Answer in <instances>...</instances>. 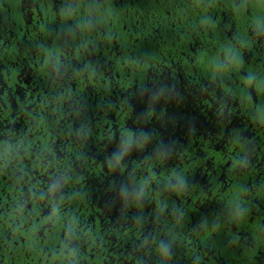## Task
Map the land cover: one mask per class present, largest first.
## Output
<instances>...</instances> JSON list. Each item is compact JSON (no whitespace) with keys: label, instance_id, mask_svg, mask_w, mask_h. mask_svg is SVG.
I'll use <instances>...</instances> for the list:
<instances>
[{"label":"flooded vegetation","instance_id":"obj_1","mask_svg":"<svg viewBox=\"0 0 264 264\" xmlns=\"http://www.w3.org/2000/svg\"><path fill=\"white\" fill-rule=\"evenodd\" d=\"M129 4L0 0V264H264V39L134 54Z\"/></svg>","mask_w":264,"mask_h":264},{"label":"trees","instance_id":"obj_2","mask_svg":"<svg viewBox=\"0 0 264 264\" xmlns=\"http://www.w3.org/2000/svg\"><path fill=\"white\" fill-rule=\"evenodd\" d=\"M134 7L143 8L142 15H155L159 19H144L145 23L152 25L144 31L141 41L147 40V45L136 46L127 44L124 35V51L130 50L134 54L146 56H161L166 50L172 55L174 61H179L183 54L191 55L190 43H183L184 39L202 41L201 52L203 65L217 67L227 60L232 50V40H247L254 38L264 39V0H129ZM122 13H126V6ZM129 14V13H128ZM171 24L176 27L166 30L167 16ZM186 21L187 28L182 30L180 25ZM161 27H156L157 23ZM199 22L200 27H196ZM169 33V34H168ZM167 37V40L165 41ZM262 102V96L259 95ZM264 109V103L261 104ZM253 105H251V109ZM250 180V199H256L264 208V166L260 171L252 169ZM247 178L235 190V196L243 192ZM248 192V190H247ZM259 207V206H258ZM235 209V206L232 207Z\"/></svg>","mask_w":264,"mask_h":264}]
</instances>
